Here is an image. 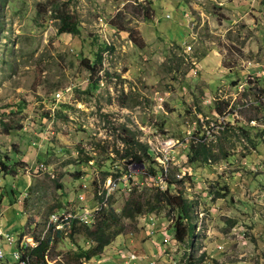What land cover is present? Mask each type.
I'll list each match as a JSON object with an SVG mask.
<instances>
[{
  "label": "rangeland",
  "instance_id": "374dc122",
  "mask_svg": "<svg viewBox=\"0 0 264 264\" xmlns=\"http://www.w3.org/2000/svg\"><path fill=\"white\" fill-rule=\"evenodd\" d=\"M225 3L0 0L4 231L15 238L38 235L52 210L96 205L108 177L120 179L109 194L116 208L131 197L145 202L150 188L167 186L165 178H184L179 185L172 181L171 190H181L193 203L185 222L200 219L193 248L191 242L163 245L160 226L176 212L145 211L144 204L133 226L126 224L98 257L78 258L80 264H124L126 259L113 257L120 247L135 253L130 264H178L189 256L197 264H264V114L247 99L255 87L264 88V0L248 21L226 12ZM236 8L242 12L248 5ZM62 12L77 18L78 34L57 31ZM112 20L123 29L116 30ZM99 52L91 71L85 62L93 64ZM236 54L246 56L238 61ZM245 67L254 68L248 71L252 81L236 95ZM56 91L63 96L52 111ZM143 146L150 155L137 160L134 153L142 154ZM246 146L252 153L242 159L241 151L228 159L218 153ZM151 160L163 176L148 172ZM235 170L239 173L232 174ZM198 209L203 213L193 212ZM149 213L156 216L154 227L160 223L151 233L144 219ZM71 229L46 250L53 264H75L68 252L91 244L81 233L70 235ZM3 248L11 246L3 242Z\"/></svg>",
  "mask_w": 264,
  "mask_h": 264
},
{
  "label": "trees",
  "instance_id": "16d2710c",
  "mask_svg": "<svg viewBox=\"0 0 264 264\" xmlns=\"http://www.w3.org/2000/svg\"><path fill=\"white\" fill-rule=\"evenodd\" d=\"M58 18V32H69L71 34L79 33V23L74 15L69 14L68 12H62L58 15ZM111 23L112 26L116 28V30L123 29V27L119 25V23H117L115 20H112ZM129 33L130 38H132L133 41L136 42V38L133 36V34H131V32ZM100 60L101 54L99 52L97 53L95 62L93 64L88 62L85 63L88 66L89 70L96 71V64ZM82 61H85V58H83ZM94 86V83L93 85L91 84V87ZM123 139L128 143L136 142L137 144H140L136 140L130 141L125 137H123ZM142 149L144 150L142 154L134 153V157L137 160H141L143 155H146L145 157L147 158L149 157L148 155H150L149 149L146 146H143ZM199 150L201 152L200 157L204 158V156H206L207 154L206 148L201 145ZM197 152H195V154H191L188 159L190 161L196 159L198 155L196 154ZM153 162L155 161L151 160V163L148 164V172L152 173L154 176H158L162 173V168H155L156 166L153 165ZM0 164L1 168L5 171V167L3 166H7V164L3 160H0ZM10 169L14 171L15 167L11 166ZM6 172H8V169ZM165 180L167 182V186L164 189H161L158 186L150 188L148 198L145 200V202H140L138 199L131 197L127 198L126 203H124L121 207L116 208L112 206V201L108 200L106 205L100 211L93 225L79 224L76 220H73L70 225L72 229L69 234L72 235L78 232L82 234L85 240L91 241V244H89L88 246L77 245V248L75 250H70V252H68L71 254L72 258L77 261L75 264H80L78 258L82 256H84L86 259L95 256L98 257L104 247L109 244L116 235L124 231L126 224L132 225L133 222H135L136 216L144 211V204L147 205L145 211H158L162 207H167L168 214L175 211L176 216L173 218L171 231H173V235L179 242L187 243V241L190 240L193 223L185 222L184 217H187L190 204L181 190H171V185L173 183L172 181L177 182V184L179 185L181 180L183 181L184 178H165ZM223 189L226 191L225 187H223ZM33 237L38 239L37 244L32 247H26L24 252L29 256L28 264H47L44 259V254L50 247V245L57 240V237H62L61 230H56L55 232H52L50 230L46 232L43 238H39L36 234H34ZM201 257H199V259ZM178 264H196V260L189 257L187 259L179 260Z\"/></svg>",
  "mask_w": 264,
  "mask_h": 264
},
{
  "label": "built area",
  "instance_id": "2783aa9c",
  "mask_svg": "<svg viewBox=\"0 0 264 264\" xmlns=\"http://www.w3.org/2000/svg\"><path fill=\"white\" fill-rule=\"evenodd\" d=\"M102 20V19H100ZM105 44L107 46H110V42L106 41ZM263 72V71H262ZM247 76L245 77L244 81L239 82L237 90L235 92L236 95L238 94H242L245 91V84L249 81H252V77L250 78L249 73L246 74ZM254 97L252 98L250 95L247 97L248 101L250 103H253L254 105H257L259 108L262 109V112L264 114V88H262L261 86L255 87L254 88ZM62 93L61 91H56L55 93H53L52 96V103L50 106V109L53 111L56 107L57 104L59 102V100L62 97ZM52 113V112H51ZM255 121V119H251L249 120V122L251 124H253ZM165 150V149H164ZM166 151V150H165ZM167 152V151H166ZM166 157V156H165ZM43 165L42 163L39 164V166H37V169L41 170L43 169ZM131 174V171H130ZM164 175V171H162L161 174H159L158 176H154V178H159V176H163ZM120 182V179H117L116 177L113 178H105L103 181V185L99 190L100 191H104V195L101 196V199L98 200L97 204L93 206L92 205H88L87 203L84 202H80L79 204L76 205H69L66 208H62V209H55L52 210L51 212L48 213V215L46 216V219L44 221V227L43 229L39 232L38 237L39 238H43L44 235L46 234V232L48 231H52L55 232L56 230H61V232L66 233L67 232V228H69V226L71 225V222L73 220H76L77 222H81L84 223L86 225H90L99 215L100 211L102 210V208L106 205L107 201L109 200V194L113 191V188L115 187V185L117 183ZM80 196V195H79ZM188 200V198H187ZM190 204V208L192 211L193 208V203H189ZM201 209L198 210H193L194 213H198L202 214L203 212L200 211ZM0 215H1V211H0ZM198 215H195V220L192 222L193 223V229H192V233L190 236V240L187 241V243L191 242V247L193 248L197 238L199 237V233L202 230H199L200 227L198 226V224L200 225L199 220L197 219ZM144 219L146 220V224L148 225L149 229H150V233L153 231V229L160 226V223H156L155 227H154V223H153V219H156V216H153V214H145ZM184 219H186V217H184ZM150 221L149 222L147 221ZM166 221H169L168 224H166L165 226L162 225L161 227V242L163 243V245H165L166 243H170L171 241H177L179 244L180 242L175 238V236L173 235V231H171V226H172V222L173 219L167 218ZM20 238V241H19ZM3 242L5 244H7V246H11V248L9 249L8 253L10 254V257L8 258L6 256V250L3 248ZM38 242L37 238H34L33 235H26V234H22L20 237L18 236L17 238H15L14 234L8 232V231H4L1 228L0 225V264H28L29 263V256L27 254H25V248L26 247H32L35 246ZM20 246V247H19ZM187 249V247L185 248ZM192 252V249H189V253ZM118 255H120V257L122 258V260L126 259V263L124 262V264H130L129 262L131 260H134L135 257V253L134 252H129L128 249H123V247H120L119 250H117ZM188 253V252H187ZM45 257V261L48 264H53L54 261L49 260V258L47 257V255H44ZM140 256H138L137 258H139ZM190 257V256H189ZM127 261H129L127 263ZM57 264H64L61 262H57ZM197 264V263H196Z\"/></svg>",
  "mask_w": 264,
  "mask_h": 264
},
{
  "label": "crops",
  "instance_id": "0c3cea01",
  "mask_svg": "<svg viewBox=\"0 0 264 264\" xmlns=\"http://www.w3.org/2000/svg\"><path fill=\"white\" fill-rule=\"evenodd\" d=\"M226 1V3H225V6H223V8L225 7V11L227 12V10L228 9H230V10H232L233 11V13H235V15H237V16H241V18H244L246 21H248V17H249V12H252V9H253V7L255 6V5H259V3L261 2V0H225ZM232 5V7L231 6H229V5ZM243 4H247L248 5V8L247 9H245L244 11H239L237 8H236V5H243ZM150 5H151V3H150ZM151 10L152 11H154L153 10V8H152V6H151ZM215 21H217L216 19H215ZM220 25H222L221 23H220ZM220 25H218V24H215V26L216 27H219ZM221 29V28H220ZM215 33H217V32H215ZM217 35H220L221 36V34H217ZM218 41V40H217ZM213 46H215V48L217 49H219L220 50V46L215 42V40L213 41ZM214 51H216V50H213V52ZM215 54L217 53V52H214ZM217 55H219L220 56V54L218 53ZM246 56V54H236L235 55V57H237L238 58V61H243V58ZM259 56H261V55H259ZM249 61V60H248ZM224 66V65H223ZM224 67H227V66H224ZM246 68V70H245V72H246V74H248V71L250 70V71H255L254 70V68L253 67H251V68H249V70H248V67H245ZM230 69H232V68H230ZM258 71V70H257ZM262 73V72H261ZM237 124H239L238 122H237ZM245 127H247V126H245ZM243 134H245L246 135V132H243ZM246 138H248L250 141L252 140V138L251 137H247L246 136ZM237 147V146H236ZM232 151H241V153H240V156H241V159L242 158H244V157H246V155L250 152L249 151V149L247 148V146H246V149H243V148H240V150H238V149H232L230 152H226V151H221V150H218V153L219 152H222V155L221 156H224L225 157V159H228V156L231 154V153H233ZM249 151V152H248ZM238 153V152H237ZM236 153V154H237ZM250 153H252V152H250ZM237 173H239L237 170H235V171H233L232 172V174H237ZM28 186H29V184H28ZM24 189V188H23ZM10 249V248H9ZM9 249H8V251H9ZM8 251H6V256L9 258L10 257V254L8 253ZM114 255L117 257H115V256H113L114 258H115V260H117L118 261V258L119 259H122L121 257H118V253H114Z\"/></svg>",
  "mask_w": 264,
  "mask_h": 264
}]
</instances>
